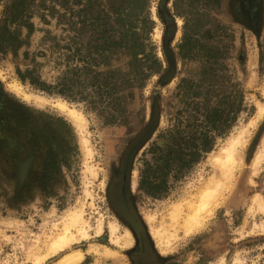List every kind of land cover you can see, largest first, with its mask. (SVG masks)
I'll return each mask as SVG.
<instances>
[{
    "label": "rangeland",
    "instance_id": "obj_1",
    "mask_svg": "<svg viewBox=\"0 0 264 264\" xmlns=\"http://www.w3.org/2000/svg\"><path fill=\"white\" fill-rule=\"evenodd\" d=\"M74 1L68 2L69 14L87 0L81 6ZM174 2L149 0L142 14L150 27L149 31L146 28L148 41L156 47L163 70L149 77L143 87L128 91L126 117L116 124L104 123L97 111L82 101L67 99L21 79L18 69L34 68L41 81L57 83L65 68L57 52L65 50L58 43L63 45L65 37L73 34L68 25L59 23L58 16L47 15V22L36 16L30 44L17 55H0V85L4 91L0 104V264H33V254H43L50 238L61 232L63 215L79 209L84 210L92 235L69 249L86 252L82 264H132L130 254L137 238L127 220L146 237V259L158 264H240L237 258L242 264H264V208L255 201L259 193L264 198V160L258 170L253 163L264 146V117L241 150L242 158L230 189L208 215L205 225L190 234L179 226L178 238L163 242L160 247L151 236L153 227L171 223L169 212L174 203L198 200L213 175L223 179L222 169L210 158L211 152H219L230 137L245 129L264 103V0L261 24L257 27L236 17L240 13L238 0H221L219 6L215 0H195L197 8L193 6V11L199 9L204 16L198 27L202 32L197 35L194 58H185L180 48L186 18L176 14ZM2 8L0 0V14ZM56 9L66 11L59 4ZM208 29H213L211 38L207 36ZM206 40L224 45L221 61L225 73L244 90L245 106L228 134L218 138L213 151L173 183L167 195L152 198L139 189L144 152L160 132L177 123L185 101L194 96L193 90H205L217 81L215 73H220L218 64L212 62L208 67L218 71L213 68L205 77L201 73L207 59L204 55L210 51L202 46ZM39 96L46 101L37 100ZM61 100L84 113L88 121L84 130L59 105ZM155 107L159 113L156 128L136 154L130 171L125 172L124 154L132 139L153 119ZM83 138L89 140L88 145ZM28 157L30 168L22 178L17 167ZM147 214L155 220L149 221ZM100 222L103 232L97 233ZM113 222L119 225L117 236L122 237V243L126 228H131L132 248L111 243ZM91 245L118 249L122 257L113 259L88 252Z\"/></svg>",
    "mask_w": 264,
    "mask_h": 264
},
{
    "label": "trees",
    "instance_id": "obj_2",
    "mask_svg": "<svg viewBox=\"0 0 264 264\" xmlns=\"http://www.w3.org/2000/svg\"><path fill=\"white\" fill-rule=\"evenodd\" d=\"M194 1L174 2L176 14L186 18L184 39L180 44L185 58L196 56L197 35L202 32L198 27L204 13H199V9L193 11V6L197 8ZM68 2L1 0L0 55H17L22 47L30 44V37L36 30L33 21L36 16L46 22L47 15L58 16L59 23L68 25L73 34L65 37L63 45L58 43L59 48L65 50L57 51L65 68L57 83L41 81L34 68L18 69L21 79L67 99L86 103L106 124L121 122L126 117L128 91L143 87L149 77L163 70L156 47L148 41V19L142 16L149 0H87L78 10L71 9L70 14ZM74 2L81 6L83 0ZM215 3L219 6L221 0ZM57 4L66 11L61 13L56 9ZM212 30H207L208 38ZM202 43L210 51L204 55L207 59L201 73L205 77L209 70L216 68L208 67L209 62L217 63L220 73L212 74L217 81L207 85L205 90H193L194 96L185 101L177 123L160 132L144 152L139 189L152 198L167 195L173 183L213 151L218 138L228 134L245 106L244 90L225 73L221 61L224 45L219 41ZM158 114L155 107L153 119L128 146L122 164L125 172L130 171L136 154L154 132ZM55 151L57 153L58 149Z\"/></svg>",
    "mask_w": 264,
    "mask_h": 264
},
{
    "label": "bare ground",
    "instance_id": "obj_3",
    "mask_svg": "<svg viewBox=\"0 0 264 264\" xmlns=\"http://www.w3.org/2000/svg\"><path fill=\"white\" fill-rule=\"evenodd\" d=\"M37 100H39L40 102L46 101V99L41 96H39ZM58 103L63 109H65V111L68 110V112L75 118V120L80 124L81 130H84L86 128L88 121L81 110L69 107L68 103L64 100H61ZM263 117L264 103H261L259 105L257 116L250 121L245 129H243L238 135H233L232 137H230L228 139V142L224 146H222L219 152L215 154L211 152L210 158L222 169L223 179L213 175L209 179L208 184L204 186L200 194H198V200H191L188 202H183L182 200L181 202L174 203L169 212L171 223L168 225L162 223L159 228L153 227L151 229V236L153 237V239H156V241L158 240L156 242V245L159 246L163 242L170 243L172 240L178 238L179 226H181L185 230L186 234H190L199 230L202 226L205 225V220L207 219L208 215L213 213L215 206L219 203V201L222 200V198L226 194L225 192L230 189L233 183V178L235 177V172L239 168L242 158L241 150L242 148L246 147L253 129L257 126L258 122ZM83 141L86 145H88L89 140L87 138H83ZM263 160L264 146L255 156V161L253 162L255 170H258L257 168L263 162ZM87 194H90L89 190L87 191ZM255 201L260 203V205L264 208V198L260 195V193L255 198ZM146 218L149 221L155 220V217L151 214H147ZM61 219L63 222V228L61 229V232L50 238L46 245L47 250L43 254H33V264L84 263L86 259V252L81 249H69L72 248L75 244L79 243L81 240L89 239L92 235L89 231L91 225L84 216V210L79 209L76 211H69L68 213L64 214ZM98 226L99 229L97 230V233H102L103 223L100 222ZM110 228L112 232L111 243L122 248H124L123 245L127 246L128 248H132L134 242L132 239L131 228H126V234L124 236L125 243L121 242L122 237L117 236L119 225L116 222H113L110 224ZM91 251L104 257H111L113 259L122 257V254L118 249L111 248L107 245H104L103 249L98 246L91 245L88 248V252ZM58 254L61 255L57 260L52 263H48L49 259H51L55 255L57 256ZM236 262L242 264L240 258H237ZM93 264L99 263L96 261Z\"/></svg>",
    "mask_w": 264,
    "mask_h": 264
},
{
    "label": "flooded vegetation",
    "instance_id": "obj_4",
    "mask_svg": "<svg viewBox=\"0 0 264 264\" xmlns=\"http://www.w3.org/2000/svg\"><path fill=\"white\" fill-rule=\"evenodd\" d=\"M237 6L239 7L238 12L240 13H236V17L240 21H248L253 27H257L259 24H261L260 19L262 16V0H238ZM3 99L4 91L2 86L0 85V104L2 103ZM30 164L31 159H29V157L25 160L20 161L17 167V171L20 177L24 178L26 172L30 168ZM127 222L137 238V243L130 254L133 261L132 264H158L155 260H152L150 258L146 259L145 257L148 251L146 245H148L149 247V244L147 243L146 237L144 236L142 230L138 229L134 224L130 223L129 220H127ZM150 249L152 248H149V250Z\"/></svg>",
    "mask_w": 264,
    "mask_h": 264
}]
</instances>
